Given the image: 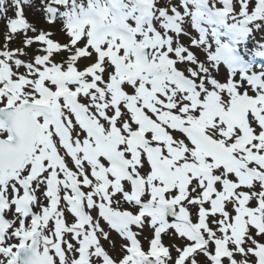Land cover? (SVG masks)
Wrapping results in <instances>:
<instances>
[{"label": "snow or ice", "instance_id": "obj_1", "mask_svg": "<svg viewBox=\"0 0 264 264\" xmlns=\"http://www.w3.org/2000/svg\"><path fill=\"white\" fill-rule=\"evenodd\" d=\"M0 264H264V0H0Z\"/></svg>", "mask_w": 264, "mask_h": 264}]
</instances>
